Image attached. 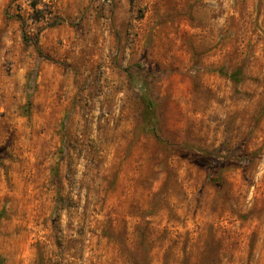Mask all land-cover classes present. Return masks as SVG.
Instances as JSON below:
<instances>
[{
  "label": "rangeland",
  "instance_id": "obj_1",
  "mask_svg": "<svg viewBox=\"0 0 264 264\" xmlns=\"http://www.w3.org/2000/svg\"><path fill=\"white\" fill-rule=\"evenodd\" d=\"M0 264H264V0H0Z\"/></svg>",
  "mask_w": 264,
  "mask_h": 264
},
{
  "label": "trees",
  "instance_id": "obj_2",
  "mask_svg": "<svg viewBox=\"0 0 264 264\" xmlns=\"http://www.w3.org/2000/svg\"><path fill=\"white\" fill-rule=\"evenodd\" d=\"M36 45H37V43H36Z\"/></svg>",
  "mask_w": 264,
  "mask_h": 264
}]
</instances>
